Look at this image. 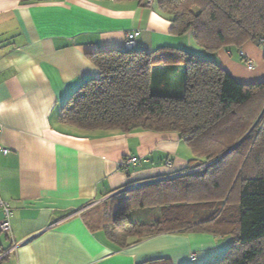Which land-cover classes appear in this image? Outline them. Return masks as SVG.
I'll list each match as a JSON object with an SVG mask.
<instances>
[{
	"label": "crops",
	"instance_id": "1",
	"mask_svg": "<svg viewBox=\"0 0 264 264\" xmlns=\"http://www.w3.org/2000/svg\"><path fill=\"white\" fill-rule=\"evenodd\" d=\"M170 28L155 0H0V145L8 149L0 151V198L12 211L10 232L0 230V264H206L225 252L229 237L205 232L111 241L107 206H96L181 173L193 157L171 160L176 132L83 130L60 119L68 97L98 76L90 53L124 49L129 31L146 51L190 49L237 80L264 79V68L236 74L231 48L207 52L191 31ZM245 49L253 61L252 46Z\"/></svg>",
	"mask_w": 264,
	"mask_h": 264
},
{
	"label": "trees",
	"instance_id": "2",
	"mask_svg": "<svg viewBox=\"0 0 264 264\" xmlns=\"http://www.w3.org/2000/svg\"><path fill=\"white\" fill-rule=\"evenodd\" d=\"M156 1L170 32L191 31L207 52L264 39V0ZM90 59L98 76L68 97L61 121L83 130L176 132L193 154L181 173L126 189L122 201L115 196L108 238L125 247L162 233L205 232L229 237L206 264H264V79L239 81L212 57L177 47L99 50ZM154 206L156 218L129 216Z\"/></svg>",
	"mask_w": 264,
	"mask_h": 264
},
{
	"label": "rangeland",
	"instance_id": "3",
	"mask_svg": "<svg viewBox=\"0 0 264 264\" xmlns=\"http://www.w3.org/2000/svg\"><path fill=\"white\" fill-rule=\"evenodd\" d=\"M156 1V0H155ZM196 45H198L195 42ZM247 46H252L253 52H255V56L254 57H250L254 63H255V68L254 69H249L246 67V65L244 66V62L242 63V59L239 56V54H237L236 49L238 48L237 46H232L231 49L233 50V54L231 55V57H228L230 61H232V64L236 65V69L237 71L236 74H241V75H253L255 74V71H258L259 69L264 68V60L262 58V49L263 46L261 43H259L258 40L256 39H252V40H247L246 42L242 43L241 45H239V47L243 48L244 50H246L245 48ZM190 50V49H189ZM225 49L223 48L222 51H224ZM193 51V50H192ZM234 70V69H233ZM263 73V72H262ZM264 74V73H263ZM241 81V80H239ZM244 82V81H243ZM180 148L178 149L176 154H171V160H173L174 158L176 159L175 164L177 163V161L179 159H187V158H192L193 155L191 153L190 147L182 140H180ZM156 158V157H155ZM212 161H209L208 163H205L204 165H208L210 163H212ZM203 165H199L198 167H194L193 169H201ZM124 191V190H123ZM123 191L120 193V196L118 198V201H122L123 199ZM116 200V197H112L109 198L107 201H104L101 205L96 206V208L105 205V206H109L112 205V203ZM225 202V199H220L219 202L216 203V206L218 205L219 209L221 207H223ZM117 206V205H116ZM217 208V207H215ZM115 209V207H114ZM114 209L109 210L110 213L109 215L112 216ZM160 211V206H154V207H146V208H133L131 209L129 216L130 218L134 219V218H156L158 216V212ZM102 223V222H101ZM100 223V224H101ZM224 253V251H223ZM223 253H221L220 255L217 256V258H215V260H217Z\"/></svg>",
	"mask_w": 264,
	"mask_h": 264
},
{
	"label": "built area",
	"instance_id": "4",
	"mask_svg": "<svg viewBox=\"0 0 264 264\" xmlns=\"http://www.w3.org/2000/svg\"><path fill=\"white\" fill-rule=\"evenodd\" d=\"M147 1L148 3H150L152 0H147ZM136 35L137 32L135 31H129L126 33L125 41H124V49L131 50L134 47H136V40H135ZM259 41L261 43H264L263 38H260ZM239 55L244 56V52L241 49L239 50ZM245 65L248 69H252L254 67L253 61L247 58L245 59ZM0 151L5 154L8 152V149L0 145ZM135 160H136L135 158H131L126 162L127 163L134 162ZM0 209L2 210L3 213V219L0 221V230L4 232H10L11 228L9 224V217L12 213L10 203L0 198ZM5 255L6 253L0 254V259H2ZM191 258L194 259V253L191 255Z\"/></svg>",
	"mask_w": 264,
	"mask_h": 264
},
{
	"label": "water",
	"instance_id": "5",
	"mask_svg": "<svg viewBox=\"0 0 264 264\" xmlns=\"http://www.w3.org/2000/svg\"><path fill=\"white\" fill-rule=\"evenodd\" d=\"M232 148V147H231ZM230 150V149H229Z\"/></svg>",
	"mask_w": 264,
	"mask_h": 264
}]
</instances>
